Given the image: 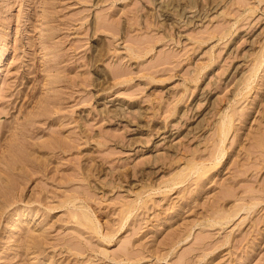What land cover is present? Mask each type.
Listing matches in <instances>:
<instances>
[{
    "label": "rangeland",
    "instance_id": "1",
    "mask_svg": "<svg viewBox=\"0 0 264 264\" xmlns=\"http://www.w3.org/2000/svg\"><path fill=\"white\" fill-rule=\"evenodd\" d=\"M0 264H264V0H0Z\"/></svg>",
    "mask_w": 264,
    "mask_h": 264
},
{
    "label": "bare ground",
    "instance_id": "2",
    "mask_svg": "<svg viewBox=\"0 0 264 264\" xmlns=\"http://www.w3.org/2000/svg\"><path fill=\"white\" fill-rule=\"evenodd\" d=\"M228 119H231V116H230ZM228 121H229V120H228ZM227 123H228V122H227ZM227 123H226V124H227ZM226 124H225V126H226ZM229 124H230V122H229ZM227 125H228V124H227ZM225 126H222V127L225 128ZM230 126H231V125H230ZM230 126H228V127H230ZM220 127H221V126H220ZM222 127H221V128H222ZM226 127H227V126H226ZM221 128H220V129H221ZM229 129H230V128H229ZM229 129H226V128H225V129H221V130L223 131V134H224V135H223L222 133H220V131H219V135L222 134L223 136H222V135H220V136L225 137V134H226V133H224V130L227 131V130H229ZM222 139H224V138H222ZM223 141H224V140H223ZM214 167H215V166H214ZM194 170H195V169H194ZM194 170H193V171H194Z\"/></svg>",
    "mask_w": 264,
    "mask_h": 264
}]
</instances>
